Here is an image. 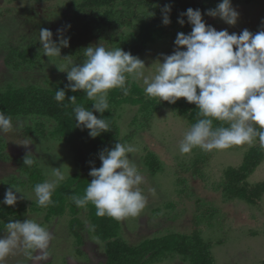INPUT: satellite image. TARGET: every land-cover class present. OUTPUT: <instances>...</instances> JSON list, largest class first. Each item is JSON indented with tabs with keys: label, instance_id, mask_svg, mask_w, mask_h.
Returning a JSON list of instances; mask_svg holds the SVG:
<instances>
[{
	"label": "clouds",
	"instance_id": "9594fccd",
	"mask_svg": "<svg viewBox=\"0 0 264 264\" xmlns=\"http://www.w3.org/2000/svg\"><path fill=\"white\" fill-rule=\"evenodd\" d=\"M171 6L162 9V23L169 25ZM205 13L188 8L181 14L178 23L192 26L190 33H177L176 48L170 55L162 54L157 60L155 74L149 73L145 62L121 47L108 48L104 43L90 45L83 49V60L73 62L61 55L62 48L70 46L69 38L58 30L59 41L53 39V32L47 28L39 30V43L44 56L49 60L61 57L69 61L70 67L59 70L67 73V88L73 93L82 91L93 101L91 108L77 103L75 95L66 96L65 89H56L54 99L63 103L67 99L73 105L76 127L89 130V136L96 138L110 131L106 118H98L94 112L103 114L110 109L109 93L120 90L124 96L131 92L132 83H139L149 98H158L175 104L180 98L196 105V122L184 133L179 144L181 154H189L199 148L204 152L225 150L233 146L252 145L259 142L264 147V29L253 33L244 29L239 34L228 30H217L206 24ZM206 15L219 17L228 25H236L239 12L232 0H222ZM34 119L29 117L15 120L0 110V139ZM218 122V123H217ZM28 146L30 137L17 142ZM137 148L133 144L115 143L99 153L102 162L99 168L92 167V177L83 196H72L78 208L89 204L96 209V216L110 217L121 221L136 217L146 208L148 200L141 185L145 182L142 170L131 158ZM35 161L30 155L24 158V165L32 167ZM66 179L61 167L52 170L51 176L33 187L35 203L40 208L54 206L56 188ZM3 180H0V183ZM19 188L12 185L0 203L15 206L19 199ZM30 199V198H28ZM94 227V226H92ZM91 230V229H90ZM0 264L9 258L23 254L32 264H41L50 257L49 249L54 240L53 233L36 219L23 221L9 219L0 229ZM39 252V255L36 253Z\"/></svg>",
	"mask_w": 264,
	"mask_h": 264
},
{
	"label": "rangeland",
	"instance_id": "374dc122",
	"mask_svg": "<svg viewBox=\"0 0 264 264\" xmlns=\"http://www.w3.org/2000/svg\"><path fill=\"white\" fill-rule=\"evenodd\" d=\"M72 1L78 0H46L43 3L36 0H14L13 3L0 0V86L8 83L24 86L31 82L52 86V82L61 78L63 72L58 66L67 67L57 63L56 57L49 60L44 56L42 49L39 51L42 47L39 43V30H51L53 39L58 42V30L63 29L64 35L74 24L65 13V7ZM232 4L240 14L236 25H228L219 17L206 19V24L217 30L226 29L230 34H239L244 29L256 33L264 26V0H254L250 3L232 0ZM174 42V38H169L162 43L159 50L150 47L140 56L146 67H151L147 70L149 73L155 74L154 63L162 60V54L170 55L174 52ZM11 46L29 49V53L39 55L38 59L43 58L40 59V67L35 70L28 67L15 70L8 65L5 58ZM41 64H45L44 69ZM137 109L138 106L126 104L124 109L119 111V124L124 132L132 133L135 130L131 123ZM190 127L191 123L185 115L165 103L151 126L141 131L137 144L129 143L138 149L130 156L134 158L145 177L141 188L148 203L140 215L123 220L122 238L132 245H138L154 235L170 231L183 234L198 233L204 241L210 242V252L215 264H264V196L254 205L239 200L226 201L217 185L224 178L226 168L230 165L238 166L243 162L250 145L216 150L206 161H198V154H205L199 148L189 154L179 152V144ZM24 133L23 126L17 132L9 134L8 139H0V180H3L0 189L5 194L12 185L19 188L25 196L19 200L29 206L35 201L33 188L11 180L12 177L19 181L26 179L20 171L26 155L30 153L40 161L46 174L45 180L57 167L62 168L67 178V174L73 172L74 158L73 152L55 139L32 142L28 146L17 143L25 138ZM150 150L158 154L164 165L156 174H152L142 161V156ZM261 180H264V162L251 177L254 183ZM23 194L17 193L18 197H23ZM214 208L217 209V214L212 219L211 215L206 218ZM78 216L86 221L87 210L81 209ZM27 218L36 219L55 237L49 249L50 257L41 264H104L106 261L105 245L86 233L87 228L81 231L77 224L73 226L74 221L69 210L63 216L48 219L44 210L34 211L29 208L24 213V220ZM74 227L84 236L81 244L72 233ZM0 235H3V232H0ZM36 254L39 255V252ZM6 264L32 262L21 253L9 258ZM152 264L188 263L181 256L169 255L164 262Z\"/></svg>",
	"mask_w": 264,
	"mask_h": 264
},
{
	"label": "trees",
	"instance_id": "16d2710c",
	"mask_svg": "<svg viewBox=\"0 0 264 264\" xmlns=\"http://www.w3.org/2000/svg\"><path fill=\"white\" fill-rule=\"evenodd\" d=\"M7 1L14 2V0ZM36 1L43 3L46 0ZM235 1L250 3L254 0ZM220 2L222 0L72 1L65 7L66 16L74 23L64 34L65 38H69L70 46L62 48L61 55L63 57L71 56L69 57L71 61L80 63L84 58L83 49L90 45H98L97 41L101 40L108 48L121 47L124 51L131 52L140 58L150 47L159 50L162 43L166 42L167 39H176L177 33L188 34L191 32L192 26L187 22L186 16L183 17L184 25L178 23L181 14L186 12L188 8L199 9L205 13V21L212 18L206 15L207 10L215 9ZM165 5L171 6V23L169 25L162 23V9ZM262 29L264 26L260 30ZM29 52H31L29 49H17L11 46L5 60L15 70L26 69L25 67L35 70L40 67L39 62L43 58L40 60L37 58L39 55ZM55 61L70 67L69 61L61 57H56ZM41 67L44 69L45 64H41ZM68 83L67 73L63 72L58 81L51 83L52 86L32 82L24 86H17L14 83L0 86V110L10 114L14 119L16 117L21 119L34 118L28 120L24 125L25 137H30L32 142L51 141L53 139L61 141L60 144H64L73 152L72 158H74L73 172L67 174V178L54 192V206L40 208L35 201L28 206L22 200H18L15 206L0 203V229H3L9 219L23 221L24 213L29 208L34 211L44 210L48 219L63 216L69 210L72 213L73 226L77 224L81 231H85L87 228L86 233L94 236L105 245L107 259L104 264H152L164 262L169 255L181 256L188 264H215L214 257L210 252V242L204 241V238L198 233L183 234L170 231L154 235L138 245H132L121 236L123 220L116 221L106 216L98 217L93 205L89 204L85 209L78 208L72 202L73 195L83 196L92 179L89 175L91 168L101 166L99 153L106 148L114 147L119 140L122 143L136 142L135 144H137L140 140L141 131L151 126L156 114L164 107L165 103H170L160 101L158 98H149L145 95L142 85L135 82L132 83L131 92L128 96H124L118 89L112 90L109 93L110 109L103 114V117L100 113L94 112L98 118L108 119L110 131L92 138L89 136V130L76 127L75 116L72 111L73 105L67 99L63 103L54 99L56 89H65L67 97L75 95L78 104L91 108L93 101L88 100L82 91L73 93L67 88ZM126 104L138 106L131 123V126L135 127L132 133L124 132L119 124V111L123 110ZM170 106L180 114L185 115L191 125L196 122L198 109H196L195 104L180 98ZM213 152H205L203 156L198 154L196 159L206 161ZM32 158L35 161L32 167L23 165L20 169L26 179L19 181L12 177L11 180L16 184H27L33 188L36 183L45 180L46 174L40 161ZM142 159L152 174H156L164 166L158 154L151 150L146 151ZM263 162L264 147L256 143L250 145L244 155L243 162L238 166L230 165L226 168L224 178L218 182L219 184L217 183L224 199L226 201L239 200L250 205H254L262 199L264 180L254 183L251 181V177ZM4 196V191L0 189V201H3ZM81 209L87 210L88 219L86 221L78 216ZM216 214L217 209L214 208L206 215V218L211 215L212 219ZM219 222L222 221L219 220ZM72 233L77 237L78 243H83L84 236H81V232L76 227Z\"/></svg>",
	"mask_w": 264,
	"mask_h": 264
}]
</instances>
